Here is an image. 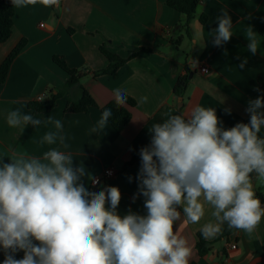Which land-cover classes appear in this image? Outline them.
<instances>
[{
  "label": "crops",
  "instance_id": "0c3cea01",
  "mask_svg": "<svg viewBox=\"0 0 264 264\" xmlns=\"http://www.w3.org/2000/svg\"><path fill=\"white\" fill-rule=\"evenodd\" d=\"M166 1L60 0L59 6L46 7L38 2L14 7L11 35L0 43V64L20 41L25 40V45L12 61L5 82L0 84V157L10 155V150L42 156L49 148L58 147L71 152L76 164L83 162L92 178L106 168H114L115 175L96 190H92L91 180L85 177L86 187L99 191L116 186L121 191L119 214L131 210L144 215V197L137 196L135 201L133 197L138 192L139 151L150 143L148 129L152 124L197 104L215 108L226 129L239 122L248 123L249 114L245 111L248 101L260 96L259 79L264 81V36L260 33L264 27V0H200L188 29L184 16ZM222 9H227L232 18L233 36L217 47L212 36ZM201 15L206 16L204 23L199 20ZM248 25L258 33L255 55L247 50L244 35ZM102 45L121 58L141 47L149 51L129 59L112 75L94 77L95 71L108 64L99 50ZM53 57L81 71V84L97 107L84 113L68 112L69 96L76 99L79 95L72 90L58 97L51 109L36 112L29 108L39 96L42 101L47 100L68 79ZM245 58L247 64L240 68ZM199 64L206 65L208 73H201L197 69ZM186 68L190 71L188 86L181 96H176L174 84L186 74ZM116 89L135 101L133 107L127 106L130 121L119 133L109 123L103 131L92 133L102 114L100 108L114 99ZM143 96L148 98L147 102L138 104L137 100ZM15 109L42 123L22 129L9 127L6 117ZM48 117L62 121V135L68 148L59 142L40 143L46 132L56 130L54 124L47 122ZM260 135L264 136V128ZM137 151L135 163L125 167ZM253 184L264 207V184L256 181L255 174ZM211 211L206 206L205 216L197 224H183L182 215L181 222L174 225V230L179 228L192 249L189 264H264V217L251 235L235 230L227 238L206 240L210 250L200 257L196 249L197 233L205 223L214 220ZM232 245L236 248L232 249ZM22 257L23 252L17 253L18 259ZM3 258L0 252V264Z\"/></svg>",
  "mask_w": 264,
  "mask_h": 264
},
{
  "label": "clouds",
  "instance_id": "9594fccd",
  "mask_svg": "<svg viewBox=\"0 0 264 264\" xmlns=\"http://www.w3.org/2000/svg\"><path fill=\"white\" fill-rule=\"evenodd\" d=\"M41 3L59 6L60 0H10L15 8ZM214 46L222 47L233 36L227 9L217 16ZM247 50L258 51V33L248 25ZM226 54V53H225ZM247 59L239 67L244 68ZM257 91H259L257 89ZM118 106L128 96L114 90ZM143 96L138 104L147 102ZM264 96L248 101V123L224 128L215 108L195 107L149 127L150 143L139 151L138 192L146 214L117 211L121 191L106 186L90 191L84 182L99 181L76 164L71 152L52 147L42 156L10 150L0 157V252L2 264H189L192 249L174 225L197 224L209 206L214 220L200 233L205 240L222 234L223 226L251 235L264 217L253 174L264 184ZM230 111V110H229ZM112 110L106 108L92 133L103 131ZM9 127L39 126L42 121L19 109L7 114ZM55 131L41 144L64 148L63 124L48 117ZM7 158V161L5 160ZM131 180V177H129ZM182 210V211H181ZM23 252L22 258L17 253Z\"/></svg>",
  "mask_w": 264,
  "mask_h": 264
},
{
  "label": "trees",
  "instance_id": "16d2710c",
  "mask_svg": "<svg viewBox=\"0 0 264 264\" xmlns=\"http://www.w3.org/2000/svg\"><path fill=\"white\" fill-rule=\"evenodd\" d=\"M199 1L200 0H167L166 4L184 16V25L186 29H188L190 21L195 16ZM13 16L14 7L10 3V0H2V5L0 7V43L5 42L11 35L13 27ZM199 20L201 23H204L206 20V16L201 15ZM260 33L264 36V27L260 30ZM24 45L25 40L20 41L16 45V47H14L13 50L8 54L5 60L0 64V84H3L5 82L12 61L17 57V55L23 49ZM99 50L102 55L107 59L108 64L105 68L95 71L93 73L94 77H98L101 75H112L129 59L137 56L138 54L149 51L148 49L141 47L137 51L132 52L128 57L121 58L117 54H114L110 50L106 49L103 45L99 47ZM53 61L60 69H62L67 74L68 79L66 83L62 88L56 89L55 94L51 93L47 100L29 104V108L33 109V111L36 112L51 109L54 106V102L58 97L65 94L66 92H71L72 90H77L79 92V95L76 99H71V97L69 96V107L67 109L68 112L84 113L87 112L90 108L97 107L95 101L93 100L89 92L84 89L81 84V79L83 77L81 71L67 67L65 62L58 57H53ZM189 73L190 71L186 68V74L177 78L173 89L174 94L176 96H181L186 90L189 83ZM259 84L260 96H264V81L262 79H259ZM134 105V99L128 96L127 103L118 106L115 102L114 97V99L108 102L105 106L101 107L100 111L101 113H103L106 108L112 110L113 115L109 119L108 123L114 129V131L119 133L126 127L131 118V113L128 110L127 106L133 107ZM137 158L138 151L132 154L130 161L126 163L125 167L134 164ZM258 197L261 198V196ZM235 230L236 229H229L228 226L225 224L223 226L222 234L218 235L215 238L216 241L223 238H227ZM197 236L198 241L196 243V249L198 251L199 256L202 257L210 250V243L202 237L200 232L197 233Z\"/></svg>",
  "mask_w": 264,
  "mask_h": 264
},
{
  "label": "built area",
  "instance_id": "2783aa9c",
  "mask_svg": "<svg viewBox=\"0 0 264 264\" xmlns=\"http://www.w3.org/2000/svg\"><path fill=\"white\" fill-rule=\"evenodd\" d=\"M40 26H42V24H40ZM197 69L203 73V74H206L208 73V68L206 65L204 64H199L197 66ZM37 102H41L42 101V98L39 96L37 99H36ZM115 175V170L114 168H106L100 175L98 176H95L93 179H96L99 181V184H96V185H93L92 184V181H91V188L92 190H96L97 188H99L101 186V184L105 183V181L111 177H113ZM232 249L236 248L235 245H232L231 246Z\"/></svg>",
  "mask_w": 264,
  "mask_h": 264
}]
</instances>
